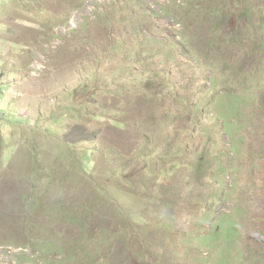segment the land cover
Segmentation results:
<instances>
[{"label":"rangeland","instance_id":"obj_1","mask_svg":"<svg viewBox=\"0 0 264 264\" xmlns=\"http://www.w3.org/2000/svg\"><path fill=\"white\" fill-rule=\"evenodd\" d=\"M0 264H264V0H0Z\"/></svg>","mask_w":264,"mask_h":264}]
</instances>
